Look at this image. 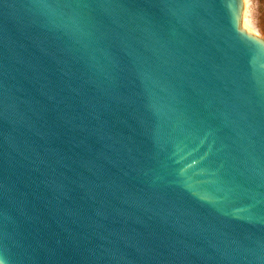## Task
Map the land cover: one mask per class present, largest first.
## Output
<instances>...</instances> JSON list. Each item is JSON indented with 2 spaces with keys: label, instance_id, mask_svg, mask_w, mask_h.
<instances>
[{
  "label": "water",
  "instance_id": "1",
  "mask_svg": "<svg viewBox=\"0 0 264 264\" xmlns=\"http://www.w3.org/2000/svg\"><path fill=\"white\" fill-rule=\"evenodd\" d=\"M244 10L0 0V264H264Z\"/></svg>",
  "mask_w": 264,
  "mask_h": 264
},
{
  "label": "rangeland",
  "instance_id": "2",
  "mask_svg": "<svg viewBox=\"0 0 264 264\" xmlns=\"http://www.w3.org/2000/svg\"><path fill=\"white\" fill-rule=\"evenodd\" d=\"M246 28L264 37V0H245Z\"/></svg>",
  "mask_w": 264,
  "mask_h": 264
}]
</instances>
